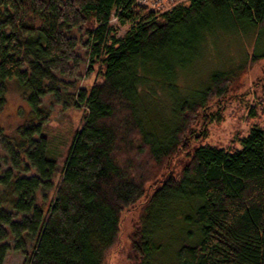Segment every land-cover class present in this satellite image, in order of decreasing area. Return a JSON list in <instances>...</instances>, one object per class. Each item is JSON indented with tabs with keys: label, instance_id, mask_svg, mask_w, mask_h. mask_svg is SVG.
Returning a JSON list of instances; mask_svg holds the SVG:
<instances>
[{
	"label": "trees",
	"instance_id": "16d2710c",
	"mask_svg": "<svg viewBox=\"0 0 264 264\" xmlns=\"http://www.w3.org/2000/svg\"><path fill=\"white\" fill-rule=\"evenodd\" d=\"M263 36L264 0H0V107L17 88L30 115L0 123V264H108L136 208L127 264H167L166 221L177 264H264V128L202 143ZM45 99L81 112L60 169Z\"/></svg>",
	"mask_w": 264,
	"mask_h": 264
},
{
	"label": "rangeland",
	"instance_id": "374dc122",
	"mask_svg": "<svg viewBox=\"0 0 264 264\" xmlns=\"http://www.w3.org/2000/svg\"><path fill=\"white\" fill-rule=\"evenodd\" d=\"M186 2L187 0H183L181 3ZM169 6L171 4H166L163 9ZM126 30L127 26L119 27V35H123ZM244 42L250 44L252 40L246 39ZM261 43L263 45L262 48H264V36ZM232 45H230L232 52L237 54L234 50H240L241 46L235 43ZM222 49L225 50L224 48ZM223 50L220 51V54L225 59L226 52ZM80 53L83 54V51L80 50ZM235 76L236 78L230 85L229 93L222 101L221 110L217 109L215 101L211 103L208 109L212 119L206 124L208 134L202 142L203 144L206 143L224 149H240V139L248 134L253 125L264 128V94L260 88L261 77L264 76V60ZM91 79V77L85 78L81 82H90ZM17 90V88L10 89L5 95L2 107H0V123L12 129L22 123L24 120L23 116L25 119L30 117L29 113H27V111L29 112L28 107L23 102L20 93H18L19 90ZM44 105L50 110L45 133L50 139V151L55 155L60 169L63 166L65 152L71 141L74 129L79 124L81 112L80 110L62 111L58 104H53L49 99H45ZM21 112L24 114L23 116ZM202 122L203 120L200 119L198 124H202ZM3 155L4 153L0 149V158ZM138 214V208L123 214L120 227V242L116 251L112 252L108 264H127L123 251L128 246V235L131 232L132 223L137 219ZM165 226L163 227L161 238L166 248L163 253L157 255L159 260L164 263L177 264L173 259L175 241L183 237V233L180 231L183 227L171 221H166ZM22 261L23 257L19 253L11 252L8 254L5 264H21Z\"/></svg>",
	"mask_w": 264,
	"mask_h": 264
},
{
	"label": "built area",
	"instance_id": "2783aa9c",
	"mask_svg": "<svg viewBox=\"0 0 264 264\" xmlns=\"http://www.w3.org/2000/svg\"><path fill=\"white\" fill-rule=\"evenodd\" d=\"M182 1L181 0H135V2L140 6H145L151 10H157V11L165 10L163 9V6L166 4H171V6H174L177 3H181ZM171 6H169L168 8H170Z\"/></svg>",
	"mask_w": 264,
	"mask_h": 264
},
{
	"label": "bare ground",
	"instance_id": "6f19581e",
	"mask_svg": "<svg viewBox=\"0 0 264 264\" xmlns=\"http://www.w3.org/2000/svg\"><path fill=\"white\" fill-rule=\"evenodd\" d=\"M145 7V6H144ZM147 8V7H146ZM149 9V8H148ZM155 11H157V10H155ZM162 11V10H161Z\"/></svg>",
	"mask_w": 264,
	"mask_h": 264
}]
</instances>
